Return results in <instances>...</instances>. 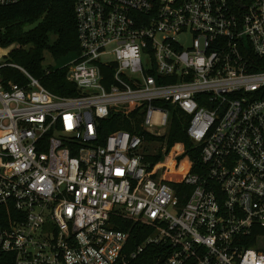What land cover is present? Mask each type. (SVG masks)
I'll return each instance as SVG.
<instances>
[{
  "label": "built area",
  "instance_id": "obj_1",
  "mask_svg": "<svg viewBox=\"0 0 264 264\" xmlns=\"http://www.w3.org/2000/svg\"><path fill=\"white\" fill-rule=\"evenodd\" d=\"M75 12L79 96L0 65V264L151 252L142 264H264V0H75ZM7 66L27 84H6ZM156 103L188 115L202 149L187 194L153 177L145 137L101 134L116 113L161 136L170 111Z\"/></svg>",
  "mask_w": 264,
  "mask_h": 264
},
{
  "label": "trees",
  "instance_id": "obj_2",
  "mask_svg": "<svg viewBox=\"0 0 264 264\" xmlns=\"http://www.w3.org/2000/svg\"><path fill=\"white\" fill-rule=\"evenodd\" d=\"M0 46L12 48L3 65L24 68L41 81L47 90L60 97L80 95L77 86L68 80V66L57 69L44 68L47 52L57 60L81 52L75 0H25L17 5L0 7ZM2 76L6 84L14 82L24 86L28 82L19 69L11 66L2 70ZM156 105L167 107L170 111L165 136L146 133L141 129L139 120L133 122L116 113L101 124V134L106 136L117 130H126L133 135L145 137L149 142L165 144V149L163 147L157 154L146 155L145 161L153 165L151 171L154 178H161L181 195L187 194L191 188L185 187L183 183L189 173L200 171L202 149L188 136L191 121L188 115L170 104ZM186 200L184 198L183 201ZM124 223L121 229L133 234L131 243L135 246L142 243L147 235L136 234L132 222ZM151 253H147L140 261L152 258ZM140 261L130 264H142Z\"/></svg>",
  "mask_w": 264,
  "mask_h": 264
},
{
  "label": "rangeland",
  "instance_id": "obj_3",
  "mask_svg": "<svg viewBox=\"0 0 264 264\" xmlns=\"http://www.w3.org/2000/svg\"><path fill=\"white\" fill-rule=\"evenodd\" d=\"M11 50H12L11 47L3 48L0 46V64H4L7 61V56L9 55ZM75 58H76V55H70V56L64 57L60 60H57L51 55V53L47 52L45 55L44 68L45 69H50V68L57 69V68L65 67V66L69 67L71 62ZM154 131L159 132L160 130L155 128ZM167 131H168V127L165 130L164 129L161 130L160 131L161 136H165L167 134ZM163 147L165 149V144H163L162 142H150L148 149H147L148 154L155 155Z\"/></svg>",
  "mask_w": 264,
  "mask_h": 264
}]
</instances>
